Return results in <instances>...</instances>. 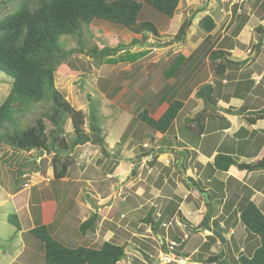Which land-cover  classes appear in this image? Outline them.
Returning a JSON list of instances; mask_svg holds the SVG:
<instances>
[{
    "label": "rangeland",
    "instance_id": "1",
    "mask_svg": "<svg viewBox=\"0 0 264 264\" xmlns=\"http://www.w3.org/2000/svg\"><path fill=\"white\" fill-rule=\"evenodd\" d=\"M135 1L143 4L138 21L151 23L161 37L149 35L147 39H142L141 36L133 35L121 26L94 20L89 26L82 28L81 45L74 38L61 37L59 40L64 51L73 52L67 60V67L76 75H56L55 86L75 110L83 113L85 132L88 130L89 114L92 113L96 124L102 129L107 152L111 156L104 158L100 148L90 143L78 146L72 151L75 167L69 171L70 175L61 180H55L51 164L52 155L43 153L38 160H35L38 151L30 153L10 151L6 155L0 154V264H44L43 245L29 231L34 227L47 225L56 220H58V225L55 223L50 226L52 236L68 247L83 245L98 248L107 241L123 246L126 241L128 243L125 249L126 256L118 264H165L167 260L160 261L164 252L170 253L168 254L169 263L166 264H196L193 259L200 256L196 255L198 249L204 243L203 240L206 241V237L211 235L210 232L202 230L204 225L197 232H191L186 228L188 224L194 226L196 223L198 226L204 222L208 209L205 205L206 199L187 180V177L200 180L199 171L194 173L191 171L193 168H190L188 172L186 163H184V169L187 171L184 176V174L181 175L182 170L176 165L179 154L184 153L177 148L176 142L182 141L183 145L194 148H201L205 145L206 141H200V136L187 129L185 125L193 126L186 121L193 119L201 112L196 108L201 101L199 99L188 100L174 121V125L164 136L136 124L135 131L141 133L139 132L135 137L129 136L122 143L121 137L127 125L141 110V104L146 103V106L149 99L157 100L159 92L174 82L175 78H169L167 74L175 67L180 56L188 58L197 51L191 63H197L203 57L210 40L203 46L201 45V40L204 39L206 33L197 26L200 18L205 15L215 20L225 17V22L223 21L220 27H226L227 38L230 39L232 30L238 24L245 26L248 21L247 12L250 9L259 8L261 0H245L243 3L233 2V0H179V6L172 19L153 10L145 3V0ZM204 4H206L205 7L201 8ZM16 6L17 3L14 1L0 0V17L15 9ZM234 7H236L235 13ZM258 12L264 17V12L260 10ZM185 19L192 21V27L189 28L185 41L175 44L173 38ZM251 35L249 52H254L256 56L251 57L250 53L247 54L246 42L241 41L244 45L238 46L239 50L245 51L242 56L245 60L241 61V65H244V74L254 70L258 75L264 68V34H261L262 40L260 41L257 31L254 30ZM94 48L98 51L107 49L114 51L112 56L107 58L113 60V63L100 61L89 55L88 52ZM78 49L82 52H77ZM247 60L249 62L245 63ZM183 63L186 62L182 59L178 66H182ZM195 68L196 64L192 67L191 74ZM183 79L186 92L184 95L187 96L188 88H190L189 81ZM10 81L9 77L0 72V105L10 91ZM168 88L164 92H167ZM249 90L247 89L246 92ZM256 90L258 92L261 87ZM255 92L249 93L247 97L243 96L248 104L250 97L254 98ZM173 93H178L177 89L173 90L171 96ZM140 98H143V102L138 101ZM46 107L45 103L39 104L32 114L22 119V126L33 125L37 118L42 117ZM166 107V104L154 106L151 117L158 119ZM210 117L216 119L214 115ZM49 128L47 124V129ZM64 131L66 141L70 142L74 139L69 120L64 125ZM141 134L142 139H140ZM174 136L181 141H176ZM154 137L156 138L155 143L152 142ZM156 143L158 146L168 143L175 145L174 154L168 157L167 167L164 166L166 161L163 159L166 155L160 156L152 168L146 163L150 161L148 157H139L143 150L151 149ZM141 145L143 149H140ZM63 155L70 156L69 153H63ZM114 155L118 156V160ZM30 157L32 158L29 161H35L38 170H35V166L25 165V160ZM197 169L201 168L198 166ZM19 170L24 175H19ZM230 173L236 177L235 171L232 170ZM252 173L250 177L249 174L243 177V174L241 179L238 176L244 181L241 187L243 185L246 188L247 185L252 190L259 178H262V183L257 186L258 188L263 186L264 171L260 170L257 174ZM226 178L227 174H217L215 180L223 183ZM201 179L203 182L200 180L198 183L200 188L211 186L210 182ZM255 190L254 192L260 193L257 189ZM175 191L184 198L182 212L185 218L193 221L188 212H192L194 205L202 210L200 209L199 218L194 223H184L181 222L182 219L175 217L169 220L168 218L163 219L161 222H164L166 226L156 228L157 232L163 236L162 242L157 234L147 230L150 226L141 223V220L149 213L150 207L156 208V212L159 211L160 204L163 202L162 196L171 197ZM231 193L234 195L232 191ZM237 195L240 199L243 196L242 194ZM255 195L256 198L253 201L264 214V199L258 196L261 194ZM224 202L225 199L221 200L219 205L214 204L215 212L212 218L208 219V223L215 231L217 227L214 222L223 224L227 232L222 235L226 240L234 238L241 248L246 233L238 222L226 228L224 222L226 218L222 214L226 211L223 206ZM236 206L234 202L231 211L237 210ZM172 207L174 205L170 204V209ZM133 208L135 212L131 211ZM156 212L152 215V219L154 222H160ZM10 216L12 222L9 221ZM91 216H96L98 219L99 224L96 230L84 236L80 235L77 232L78 226ZM111 217L112 221L108 222ZM115 226L126 228L122 232L121 229L115 231L114 236L108 239L107 231ZM171 242L177 243L178 247H171ZM225 243L220 245L217 241L211 250L213 253L223 250L228 259L229 252L224 247ZM232 249L234 248L229 245V251ZM201 250L199 249L200 254L203 253ZM178 252L188 254L187 259L186 254L179 256Z\"/></svg>",
    "mask_w": 264,
    "mask_h": 264
},
{
    "label": "trees",
    "instance_id": "2",
    "mask_svg": "<svg viewBox=\"0 0 264 264\" xmlns=\"http://www.w3.org/2000/svg\"><path fill=\"white\" fill-rule=\"evenodd\" d=\"M6 1H14L17 3V6L9 13L0 17V72L11 80L10 91L0 105V154L6 155L10 151L30 153L42 150L46 155H52L51 164L55 180H61L70 175L69 171L75 167L72 151L78 146H83L87 143L98 146L102 156L109 158L111 155L107 152L102 129L96 124L92 113L90 112L89 114L88 130L85 132L83 129L85 123L83 113L75 110L55 86L56 75H76L67 67V60L73 52L64 51L59 40L61 37L74 38L81 45L82 28L89 26L94 20L121 26L133 35L141 36L142 39H147L149 35L161 37L151 23L138 21L143 4L135 0ZM145 3L168 19L173 18L179 6V0H145ZM260 7L264 10V0ZM233 11L235 13L236 7H234ZM191 25L192 21L188 19L183 21L173 38L175 44L185 41ZM197 26L206 34H210L215 29V23L209 15L203 16L197 22ZM242 28L238 24L232 30L231 36L233 38L237 37ZM261 30L262 28H260ZM77 52H82V50L78 49ZM113 52L108 49L98 51L94 48L88 54L100 61L105 60L107 63H113V60L107 59L112 56ZM197 53L196 51L194 54L188 56V58L180 56L177 59L174 66L179 68L176 69L174 67L167 74L169 78H175V83L167 86L169 87L167 92H164L167 87L160 91L159 96L156 97L157 100L149 99L146 106V103L141 104V110L130 121L122 134L121 143L129 136L135 137L140 132L134 131L136 124L149 128L161 136L169 132L184 107V101L187 100V97L191 93L192 89L188 88L187 96L184 95L186 92L182 81H184L183 77L185 75H192V67L195 64L198 67L199 64L207 59L216 77L221 76L227 68L233 65L227 58V55L230 54L222 48L207 49L197 63H191ZM182 59L183 61L185 60L187 65L183 63L182 66H178ZM174 89H177L178 93H173V96H171ZM212 93V88L208 84H203L197 87L194 98L202 100L204 105L206 102L215 105L216 101ZM185 96L186 98H183ZM138 101L143 102V98L138 99ZM44 103L47 104V107L43 110L42 117L37 118L33 125L23 127L22 119L32 114L39 104ZM162 104L167 105L165 111L158 119L152 118L151 112L154 106ZM228 111L242 113L243 109L229 108ZM210 114L215 113L200 112L193 119L187 120L186 123L193 124V126L185 124L187 129L200 136L204 131V120ZM261 114L262 111L256 112L253 117L250 116L251 114H247L243 119L248 124H255L256 121L262 119ZM67 120L70 121L74 132V139L70 142L65 139L64 125ZM47 124L50 127L49 129H47ZM223 126L228 128L229 123L226 121ZM222 129L224 128L222 127ZM242 132L246 131L240 129L236 136ZM142 137L141 134L140 139ZM254 137L264 140V131L260 133L252 132L248 141L240 143L238 156L246 155L245 157L249 158L259 154L257 146L254 151H250L249 153L243 151L244 145L245 147L249 145V149H251L250 140L251 138L254 139ZM152 142H156L155 137ZM118 145L120 144L118 143ZM171 145V143H168L158 146L156 143L151 149L143 150L139 157H150L151 160L147 162V165L152 168L157 163L159 155L166 153L163 151H169ZM176 145H178V148H183L181 151L184 152L179 154L176 165L185 171V154L187 153L188 155L190 151L187 152L181 142H176ZM155 147L157 149H154ZM140 149H143L142 145ZM170 151L174 150L171 149ZM66 152L70 156H64L63 153ZM238 156L234 152L218 151L213 161L203 168V179L209 181V185H211L208 189L205 187L200 188V184H198L200 181L187 177V180L194 188L196 187L200 191L207 193L208 200L207 202L205 201V205L211 210L209 220L215 212L214 204L219 205L221 204V200L226 198L224 203L226 211L222 212L223 216L226 217V226L229 227L230 221L234 218L232 226L238 222L243 226L246 233L241 248L234 238L225 241L224 247L229 252L228 259L223 250L219 253L211 251V247L217 242V239L211 235L207 236L206 241L199 248L202 249L203 253L200 254L198 249L196 255L200 256L193 259L196 264H264V214L251 201L253 193L256 191L255 189L260 192L262 191L264 195V188H258L262 183V178L256 180L255 188L251 190L247 186L246 188L243 185L241 187L242 183L234 178V176H229L223 183L216 181L214 177L215 173H229L232 170L239 171L240 167H249L243 163L238 164ZM114 157L118 160L117 155H114ZM31 158L25 160V165L29 167L35 166V170H38L36 167L37 163L29 161ZM181 160L183 161L181 162ZM252 166H255L254 171L264 170V156L262 159L256 160ZM184 171L181 175L184 174L186 176V171ZM18 174L24 175L21 170H19ZM240 191L242 193H239ZM237 194H242V198L240 199ZM177 198L174 196L170 200H164V203L161 205L162 213L158 217L160 222L165 218L169 220L176 216V218L182 219V222L188 223L178 210L182 200ZM234 202L237 204V210L231 211ZM170 204L174 205L172 209H170ZM153 212L154 209L152 208L141 220V223L149 225L151 232L158 235L159 232H157L156 228H159L162 222L160 224V222L153 221ZM10 218L11 216L9 217V221H11ZM214 223L217 227V232L221 234L227 232L219 226L218 222ZM202 225L203 222L196 227H191L188 224L186 228L190 229L191 232H197L200 227L202 228ZM50 226L42 225L34 227L29 231L43 245L44 264H118L126 256L124 246H118L111 242H103L98 248L83 245L68 247L52 236ZM95 227L96 216H91L78 226L77 232L84 236L89 232H93ZM229 245L231 248H234L232 251H229ZM177 254L182 256L186 253L179 254L178 252Z\"/></svg>",
    "mask_w": 264,
    "mask_h": 264
},
{
    "label": "crops",
    "instance_id": "3",
    "mask_svg": "<svg viewBox=\"0 0 264 264\" xmlns=\"http://www.w3.org/2000/svg\"><path fill=\"white\" fill-rule=\"evenodd\" d=\"M244 1L245 0H233V2H239V3H243ZM262 3H263V0L259 1V8L250 9L247 12L246 18H248V21L245 23V26L242 28V30L240 31V33L238 34L237 37L233 38L232 36H230V39L227 38L228 34L225 31L226 27H220L221 23H223V21L225 20V17L224 18L222 17L221 19H217V20H215L212 17V19L216 25V28L210 34H204V39L201 40L202 46L208 40H210V42L206 46L207 49L213 50L215 48H222L225 51H228V53L230 54V55H227L228 61L231 62L233 65H231L229 68H227V70L221 76L216 77L211 72L210 65H209L207 59H205L201 64H199L198 67H196L194 69V72L192 73L191 76L185 75L183 77V78H185L186 81H189L188 86L190 87V89H192L191 93L187 97V100L184 102V106L188 100L195 99L194 94H195L197 87H199L203 84H208L212 88V90H213L212 96H213L214 100L216 101V104L213 106L217 107V111L214 112L215 114H212V115L216 116V119H212L210 117L212 115L210 114V116H208V118H206V120H205V129H204L203 133L200 135V141L201 140L203 142L206 141L205 145L202 146L201 148H197V147L194 148L193 146L184 145L185 146L184 149L187 150V152L190 151L188 153V155H187V153L185 154V160H184V163H186V166L188 168L187 171L189 172L190 168H193L191 171L194 173L196 171H199L198 178L201 180V182H203V180L201 179V178H203L202 174L204 173L203 168L207 164H210L213 161L214 156L218 153L219 150L224 151V152H234L235 155L238 156V152H240V150H239L240 149V146H239L240 143H245L246 141H248L249 136L251 137L252 132H256V133L259 132L260 133V132L264 131V68L261 70L260 73H258V75H256L254 70H252V71L250 70V72L244 74L245 68H244V65H241V61L245 60V58L242 59V56H243L245 51H243L241 48H240L241 50H239V47H238L240 45H244L241 41L245 40V42H246L245 46L248 47L246 50L247 54H249L251 52V51L249 52V50H250L249 47H250L251 41H252V35L251 34L254 33V30L257 31L260 35L259 41L262 40L261 34H264V17H263V15H260L258 12V10L264 12V10L260 7V5ZM221 12H222V10H221ZM238 12L241 13V10L238 9ZM252 21H254V23ZM260 28H262L261 31H260ZM249 32L250 33L253 32V33L250 34ZM226 40H228L227 43H225ZM234 43L236 44L235 46H234ZM250 56L254 57V56H256V54L254 55V52H253V53H250ZM248 62H249V60H247L245 63H248ZM175 81L176 80H174V82H172L170 84V86L173 85L175 83ZM255 87H256V89L261 87V90H259L257 92L256 89L254 90ZM247 89H250L249 92H246ZM254 92H255V95L253 96L254 98L250 97V101L248 104L246 102V98H243V96L245 95V97H247L251 93L253 94ZM196 101L198 102V100H196ZM200 101H201V104H197V107L196 106L195 107L197 109H200L199 111H201V112H207V113L211 112V111H207L206 104L204 105L203 101L202 100H200ZM229 108H235V109L242 108L243 111H242V113L241 112H237V113L235 112L234 113L233 111L229 112L228 111ZM258 111H262L263 115L261 117L262 119L256 121L255 124H248L245 121V119H243L245 117V115H247V114H251L250 116L253 117L255 115V113ZM226 121L229 123L228 128H225L223 126ZM173 125H174V123H173ZM222 127L224 129H222ZM240 129H244L246 132H242L238 136H236L238 134L237 132ZM135 130H136V127H135L134 131ZM175 140L177 141L179 139L177 137H175ZM179 141H181V140H179ZM250 143H251V145H250L251 149H249V145L246 147L244 145L243 151L246 153H249L250 151H254L255 147L257 146V148H259L258 149L259 154L257 156H254V157L252 156L249 158L245 157L246 155L245 156H238V164L243 163V164L248 165L249 167H240L239 171L233 170V171H235V174H236V177H234V178H236L241 183L243 182L242 184H244V181L240 180L242 175L244 174L243 177L244 176L247 177V175L249 174L248 176L250 177V175L253 174L252 170H254V168H255V166H252V164L256 160L262 159V157L264 156V140H262L261 138H255L254 137V139L251 138ZM142 145H144V144H142ZM174 146L175 145H171V148L169 149V151H166L167 153L162 154L163 156L166 155L163 157V159H165L164 161H166V163L164 164V166H166V167L168 166V157L172 156L171 154L173 153V151H170V150L174 149L173 148ZM154 149H157V147H155ZM179 149L181 150V148H179ZM168 152H170V153H168ZM162 155H159V157ZM148 158L150 159V157H148ZM182 161L183 160H181V162ZM146 163H147V161H146ZM176 163H177V159H176ZM194 166H197V167H194ZM198 166L201 169H197ZM183 171L184 170H182V172ZM186 172H185V174H186ZM253 172H255L256 174L258 173V171H253ZM217 174H227V178L229 176H233L229 172V173H215L214 177H216ZM238 176H240V179L238 178ZM227 178H226V180H227ZM194 180L200 181V180H196V179H194ZM207 182H209V181H207ZM208 187L209 186H207V189H208ZM248 188H250V187H248ZM262 188H264V185L262 186ZM176 191H175L174 195H172L171 197L162 196L163 202L160 204L159 211L156 212V208H153V207H150L149 211L153 208L154 209L153 214L156 212L157 216L159 217L162 213L161 205L164 203V200H166V199L170 200L174 196H176V197L180 198V200H182V202L179 204V208H178V210L181 213V216L188 223L189 222L194 223V221H197L199 218L201 208L198 209V207H196V205H194V207L191 209L192 212H190V211L188 212L189 217L193 218V221H190L189 219L185 218V216L183 215V212H182V206H184V198L181 195H179ZM255 194H261L258 196L260 198L264 199V195H263L262 191L260 193L255 192ZM255 194H253L251 201H253L256 198ZM225 200H226V198H225ZM223 206H224V204H223ZM184 209L189 210L188 208H184ZM131 211L135 212L134 208ZM113 215L115 216L114 213H113ZM121 217H123V215H121ZM172 218H174V217H172ZM175 218H176V216H175ZM225 220H224V222H225ZM111 221H112V217H111V219H109L108 222H111ZM53 222H51L50 224H47V226L54 225L55 223L58 222V220H56L54 223ZM231 223L232 222L230 221L229 226L233 224V223L232 224ZM98 224H99L98 219H96V226ZM100 224H102V222H100ZM57 225H58V223H57ZM169 225H170V223H169ZM125 226H127V225H125ZM165 226L166 225L164 224V222H162L161 228H163ZM196 226H197V224L195 223L194 226H191V227H196ZM219 226L224 229L223 224L219 223ZM125 228L126 227H121V226L116 227L115 226V228L113 227L112 229H109L107 231L108 234L106 233V236L108 235V239H110L111 237L114 236L115 231L121 229V232H122L125 230ZM226 228H230V227H226ZM95 230H96V227H95ZM147 230L149 231L150 229L148 228ZM158 236L160 237V240L163 239V236L161 234L160 235L158 234ZM132 237H133V235H132ZM141 237H144V236H141ZM184 238L186 239L187 237L184 236ZM186 240H188V238ZM225 241H227L226 238H225ZM107 242H109V241H107ZM162 242H163V240H162ZM203 242H205V240H203ZM127 244L128 243L125 241V244L123 245L125 247V249H126ZM211 251H213V250H211ZM145 258L147 259L146 256H145ZM185 258L187 259V257H185Z\"/></svg>",
    "mask_w": 264,
    "mask_h": 264
},
{
    "label": "water",
    "instance_id": "4",
    "mask_svg": "<svg viewBox=\"0 0 264 264\" xmlns=\"http://www.w3.org/2000/svg\"><path fill=\"white\" fill-rule=\"evenodd\" d=\"M205 5H206V4H204L201 8L205 7ZM206 109H207V111H211V112H215V111H217V107H216V106H213V104H211V103H209V102H206ZM43 153H44V152H43L42 150H39V151H38V156L35 158V160H38L39 157L42 156ZM66 153H67V152H66ZM67 154H68V153H67ZM195 188H196V187H195ZM196 190H197L201 195H203V197L206 199V201L208 200V199H207V193H206V192H202V191H200V190L197 189V188H196ZM210 213H211V210L208 209V212H207V214H206V216H205V218H204V222H203V225H204L203 230L206 231V232H210L211 236H214V237L217 239V241H218L221 245H223V244L225 243V238H224V236H223L221 233L215 231V230L209 225V223H208V219H209V215H210Z\"/></svg>",
    "mask_w": 264,
    "mask_h": 264
},
{
    "label": "built area",
    "instance_id": "5",
    "mask_svg": "<svg viewBox=\"0 0 264 264\" xmlns=\"http://www.w3.org/2000/svg\"><path fill=\"white\" fill-rule=\"evenodd\" d=\"M170 245H171V247H178V244L175 243V242H171ZM168 254H170V253H169V252H164V254H162L161 257H160V261H161V262H164V261L167 260L168 262H164V263H165V264H166V263H169V260H168Z\"/></svg>",
    "mask_w": 264,
    "mask_h": 264
}]
</instances>
